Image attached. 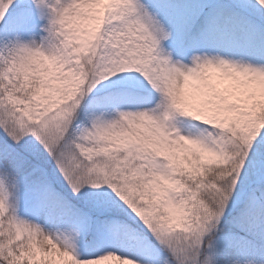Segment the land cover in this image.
I'll list each match as a JSON object with an SVG mask.
<instances>
[{
  "label": "snow or ice",
  "instance_id": "6c2138e0",
  "mask_svg": "<svg viewBox=\"0 0 264 264\" xmlns=\"http://www.w3.org/2000/svg\"><path fill=\"white\" fill-rule=\"evenodd\" d=\"M0 264H264V0H0Z\"/></svg>",
  "mask_w": 264,
  "mask_h": 264
}]
</instances>
